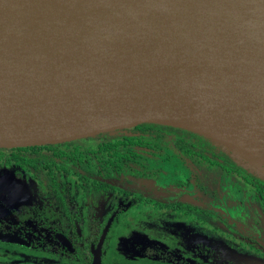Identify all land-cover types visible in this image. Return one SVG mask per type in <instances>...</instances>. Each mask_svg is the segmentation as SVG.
<instances>
[{
  "label": "water",
  "instance_id": "obj_1",
  "mask_svg": "<svg viewBox=\"0 0 264 264\" xmlns=\"http://www.w3.org/2000/svg\"><path fill=\"white\" fill-rule=\"evenodd\" d=\"M121 2L119 11L131 13L132 6L140 3L156 21L157 11L165 22L186 21L190 31L156 33L169 38L189 60L198 57V61L169 71L146 59L87 48L0 60V139L60 129L84 133L26 146L35 147L158 124L201 135L240 162L215 138L185 126L264 127V0ZM208 61L212 63L203 73ZM107 234L108 229L95 253L96 264Z\"/></svg>",
  "mask_w": 264,
  "mask_h": 264
},
{
  "label": "flooded vegetation",
  "instance_id": "obj_2",
  "mask_svg": "<svg viewBox=\"0 0 264 264\" xmlns=\"http://www.w3.org/2000/svg\"><path fill=\"white\" fill-rule=\"evenodd\" d=\"M126 130L114 136L126 135L129 133ZM115 137H99L93 142L100 144L89 149L82 142L0 148L2 165H11L21 174L31 173L42 191L30 205L20 202L12 207L0 205V238L6 239L0 240V264H96L95 253L107 229L100 249V264H192V261L195 264H264L261 236L247 235L239 229L231 232L234 238L241 240L239 252L246 254L243 256L234 251L229 253V249L217 250L215 245L201 240V236L188 239L187 234V229L193 227L189 224L194 222L200 227L205 224L212 227L211 234L229 232L231 226L223 220L222 212L226 181L231 180L232 185L253 184L260 192L256 201L263 203V179L239 166H234L227 175L221 166L211 165L209 159L196 150L192 153L201 168L188 163L178 154L176 139L170 136L161 141L153 138L133 144H128L130 141L119 143L120 139L115 140ZM110 152L116 153L122 164L127 163V155L134 154L156 161L164 156L176 158L193 174V190L125 173L120 176L104 173L93 161L99 156H112ZM203 175L206 177H200ZM94 198L109 201L106 218L105 213L103 218L98 214ZM262 207L264 211V203ZM128 213L146 216V221H155L158 217L176 220L185 227L177 226L172 235L162 229V235L155 238L154 227L129 226L134 229V237L120 241L121 236L115 235L119 226L116 223L119 218L122 223ZM169 243L193 246V249L188 248L190 259L181 252L175 254Z\"/></svg>",
  "mask_w": 264,
  "mask_h": 264
},
{
  "label": "bare ground",
  "instance_id": "obj_3",
  "mask_svg": "<svg viewBox=\"0 0 264 264\" xmlns=\"http://www.w3.org/2000/svg\"><path fill=\"white\" fill-rule=\"evenodd\" d=\"M0 4V60L18 57L63 54L67 50L87 48L94 53L126 54L165 65L169 71L193 66L198 57L183 55L175 43L158 31H190L186 21H158L140 3L131 13L119 11L122 0H16ZM244 17V16H243ZM192 60V61H191ZM202 69L203 73L211 64ZM215 65V64H214ZM213 137L238 161L264 177V127L233 123L225 126H189ZM77 130L41 131L17 134L0 139V147H25L47 142L66 141L83 135Z\"/></svg>",
  "mask_w": 264,
  "mask_h": 264
},
{
  "label": "rangeland",
  "instance_id": "obj_4",
  "mask_svg": "<svg viewBox=\"0 0 264 264\" xmlns=\"http://www.w3.org/2000/svg\"><path fill=\"white\" fill-rule=\"evenodd\" d=\"M119 131L122 130L112 132L110 135H115ZM88 139H95V137L81 139L78 141L82 142V144H87L85 147L86 149H89V146L100 144L88 141ZM110 153H112V156H99L93 161L96 167L104 170V173L108 171L110 174L115 176H120L125 173L130 174L133 177H145L159 181L162 184L165 183L164 185L172 183L188 190H191V188L195 185V179L190 169H188L176 158H167L164 156L156 161V159L151 158L148 160L139 154H134L132 156L127 155L125 158L127 163L122 164L116 153ZM237 164L244 171L263 179L253 170L246 167L245 164L240 162H237ZM225 186V193L224 195L222 194L225 208L222 212L224 216L223 220L231 226L229 228L230 231L211 234L209 231L212 227L207 226L206 224L202 225L203 227H200L197 226L196 222H194L189 224V226H193L191 227L192 229H187L188 239H190V236L191 238L201 236V240L209 242L211 245H215L217 250L221 249L222 251L229 249V253L234 251L245 256L246 254L239 252V247L242 246L241 240L234 238L231 235V232H237L239 229L247 235L251 234L254 237L261 236L264 238V211L262 210L264 202L262 203L256 201L260 192L251 183L232 185L231 180H227ZM39 193L41 194L42 191L37 186L35 179L32 178L31 173L23 172L21 174L11 165H2L0 162V205L4 204L8 207H12L14 206L13 204L17 202H20L19 204L23 205H30L35 201ZM108 203L109 201H107V198H104L103 200L94 198L93 200L94 207L102 218L104 213L105 218L108 215ZM142 220L145 221L143 222ZM116 224L119 226L116 228L117 231L115 232V235L121 236L120 241L123 240V238L125 240H130L134 237V229L129 226H136L139 229L138 226L146 224L154 227L152 230L155 238L162 235V229L169 230L168 235H172L174 232L176 233L175 228L177 226L185 227V224L180 221L171 219L162 220L160 217H158L155 221H146V216H133V214L130 213L124 215L122 223H120L119 218ZM158 227H160V229ZM153 241L156 240L153 239ZM226 243H229L231 247L227 246ZM161 244L167 245L163 241H161ZM169 246L172 247L171 250L175 252V254L181 252L183 256L187 258L189 257V247L187 248V246H183L181 244L177 245V243H169ZM193 248L194 247L192 246L189 249ZM192 262L195 264L194 261Z\"/></svg>",
  "mask_w": 264,
  "mask_h": 264
},
{
  "label": "trees",
  "instance_id": "obj_5",
  "mask_svg": "<svg viewBox=\"0 0 264 264\" xmlns=\"http://www.w3.org/2000/svg\"><path fill=\"white\" fill-rule=\"evenodd\" d=\"M126 132L129 133L120 136L119 138H117L118 136L115 137L114 135L113 137H115V140L120 139L119 143H127V141H130L128 144H133L135 142L138 143L148 140L150 141L153 138L161 141L170 136V138L173 137L172 139H176V150L178 151V154L188 163H191L195 166L198 165V167L200 166L199 161L192 153L194 150H196L198 153L204 156V158L209 159L211 165L221 166L222 170L224 171L223 173H228L227 175L230 174L229 172L232 171L234 166H238V164L234 162L233 159L225 151L215 145L212 141L187 130L158 124H140L127 129ZM110 134L111 133L100 134L95 137V139H88V141H97L99 137L108 136ZM73 142L80 141H72L67 143ZM200 177H206V175Z\"/></svg>",
  "mask_w": 264,
  "mask_h": 264
}]
</instances>
